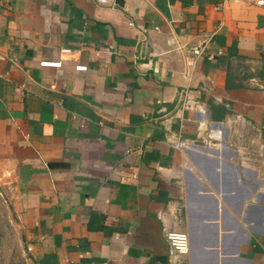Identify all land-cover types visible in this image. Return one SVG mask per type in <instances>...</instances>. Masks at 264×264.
<instances>
[{"label":"crops","instance_id":"crops-1","mask_svg":"<svg viewBox=\"0 0 264 264\" xmlns=\"http://www.w3.org/2000/svg\"><path fill=\"white\" fill-rule=\"evenodd\" d=\"M99 1L0 0V166L32 264H173L165 232L185 264H264V8Z\"/></svg>","mask_w":264,"mask_h":264},{"label":"rangeland","instance_id":"rangeland-1","mask_svg":"<svg viewBox=\"0 0 264 264\" xmlns=\"http://www.w3.org/2000/svg\"><path fill=\"white\" fill-rule=\"evenodd\" d=\"M0 166V264H32L18 193Z\"/></svg>","mask_w":264,"mask_h":264},{"label":"built area","instance_id":"built-area-1","mask_svg":"<svg viewBox=\"0 0 264 264\" xmlns=\"http://www.w3.org/2000/svg\"><path fill=\"white\" fill-rule=\"evenodd\" d=\"M226 1V0H223ZM100 3H105L104 0H100ZM254 5L264 8V0L254 1ZM62 54H71L72 51L69 49H63L60 51ZM202 54V47H194L191 50V57H188L186 60L187 65L192 66L195 63L197 57ZM40 67L56 68L61 67V62H49L43 61L39 63ZM85 66H75V71H85ZM185 94L178 95V99H181L183 106L187 107V102L184 100ZM222 138L221 131L209 129L206 132V143L209 145H215L219 143ZM164 237L170 248V257L173 258V264H185L186 258L189 252L188 237L185 233L177 232H165Z\"/></svg>","mask_w":264,"mask_h":264}]
</instances>
